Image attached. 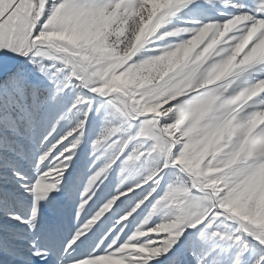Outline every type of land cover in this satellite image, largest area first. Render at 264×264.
Masks as SVG:
<instances>
[{
	"label": "snow or ice",
	"instance_id": "obj_1",
	"mask_svg": "<svg viewBox=\"0 0 264 264\" xmlns=\"http://www.w3.org/2000/svg\"><path fill=\"white\" fill-rule=\"evenodd\" d=\"M264 264V0H0V264Z\"/></svg>",
	"mask_w": 264,
	"mask_h": 264
},
{
	"label": "rangeland",
	"instance_id": "obj_2",
	"mask_svg": "<svg viewBox=\"0 0 264 264\" xmlns=\"http://www.w3.org/2000/svg\"><path fill=\"white\" fill-rule=\"evenodd\" d=\"M104 264H111V262H104Z\"/></svg>",
	"mask_w": 264,
	"mask_h": 264
}]
</instances>
